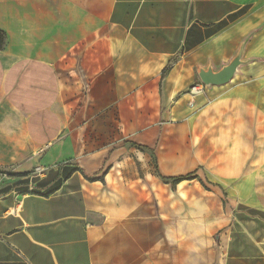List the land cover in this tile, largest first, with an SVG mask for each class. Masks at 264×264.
<instances>
[{
    "label": "crops",
    "instance_id": "1",
    "mask_svg": "<svg viewBox=\"0 0 264 264\" xmlns=\"http://www.w3.org/2000/svg\"><path fill=\"white\" fill-rule=\"evenodd\" d=\"M0 30V147L76 170L0 171V264H264V0H0Z\"/></svg>",
    "mask_w": 264,
    "mask_h": 264
},
{
    "label": "rangeland",
    "instance_id": "2",
    "mask_svg": "<svg viewBox=\"0 0 264 264\" xmlns=\"http://www.w3.org/2000/svg\"><path fill=\"white\" fill-rule=\"evenodd\" d=\"M51 148L50 146L45 148L0 147V165L2 164L0 171L7 178H15L17 180L16 182H18L21 189L25 192H48L57 186L61 175L60 164L56 163L52 166H45L39 163L40 153ZM11 161L17 165V168L14 169L8 165V162ZM22 175L28 176L21 177ZM183 213L184 211L182 210ZM196 225L197 228H204L202 222H196ZM213 237H215V231L213 232Z\"/></svg>",
    "mask_w": 264,
    "mask_h": 264
},
{
    "label": "trees",
    "instance_id": "3",
    "mask_svg": "<svg viewBox=\"0 0 264 264\" xmlns=\"http://www.w3.org/2000/svg\"><path fill=\"white\" fill-rule=\"evenodd\" d=\"M5 45H6V34L2 30H0V50H3L5 48ZM175 63H176V60H171L169 62V64L167 65V67L165 68V70L162 73V79L167 77V75L169 74L170 70L172 69V67L174 66ZM61 167H64V166H61ZM74 171H76V170H68L67 164H66V166L63 168V177L66 178V177L70 176ZM27 176L28 175H22L21 177H27ZM185 180H189V178L181 177V178H177L175 181L177 183H180V182H183ZM91 181H93V180H91ZM54 191H55V189L51 190L48 194H52V193H54Z\"/></svg>",
    "mask_w": 264,
    "mask_h": 264
},
{
    "label": "built area",
    "instance_id": "4",
    "mask_svg": "<svg viewBox=\"0 0 264 264\" xmlns=\"http://www.w3.org/2000/svg\"><path fill=\"white\" fill-rule=\"evenodd\" d=\"M191 92L194 94H201L204 92V86L202 84H197L191 88Z\"/></svg>",
    "mask_w": 264,
    "mask_h": 264
},
{
    "label": "water",
    "instance_id": "5",
    "mask_svg": "<svg viewBox=\"0 0 264 264\" xmlns=\"http://www.w3.org/2000/svg\"><path fill=\"white\" fill-rule=\"evenodd\" d=\"M205 81L206 82H210V83H217L220 81V77H217V78H205Z\"/></svg>",
    "mask_w": 264,
    "mask_h": 264
}]
</instances>
